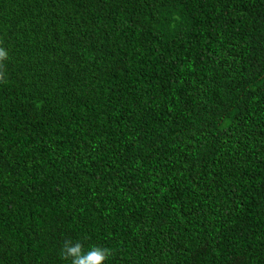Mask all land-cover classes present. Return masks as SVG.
<instances>
[{
    "label": "trees",
    "instance_id": "16d2710c",
    "mask_svg": "<svg viewBox=\"0 0 264 264\" xmlns=\"http://www.w3.org/2000/svg\"><path fill=\"white\" fill-rule=\"evenodd\" d=\"M0 264H264V0H0Z\"/></svg>",
    "mask_w": 264,
    "mask_h": 264
},
{
    "label": "clouds",
    "instance_id": "9594fccd",
    "mask_svg": "<svg viewBox=\"0 0 264 264\" xmlns=\"http://www.w3.org/2000/svg\"><path fill=\"white\" fill-rule=\"evenodd\" d=\"M8 55L7 49L0 47V62H2ZM3 77V73L0 72V78ZM66 252L68 255L73 256L72 264H101L106 259V255L109 250L106 248H100L98 246L93 247L86 254L81 255V245L77 242L75 245L66 244Z\"/></svg>",
    "mask_w": 264,
    "mask_h": 264
}]
</instances>
